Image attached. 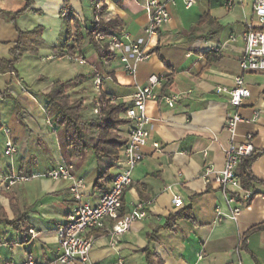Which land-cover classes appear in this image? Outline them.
Listing matches in <instances>:
<instances>
[{"label":"crops","instance_id":"0c3cea01","mask_svg":"<svg viewBox=\"0 0 264 264\" xmlns=\"http://www.w3.org/2000/svg\"><path fill=\"white\" fill-rule=\"evenodd\" d=\"M29 1L27 6L25 0H0V61L16 60L13 50L19 33L39 29L37 38L26 42L27 49H37L35 54L23 52L14 73L0 65V210L9 221L23 220L16 226L0 222V264H21L30 259L52 264L56 231L64 226L75 205L68 180L37 177L8 186L6 177L42 174L55 167L54 161H67L73 165L74 174L84 180L83 201L94 206L119 169L118 164L110 169L101 180L102 188H96L99 168L93 153L73 154L63 140L62 129L47 124L43 99L53 82L68 80L64 75L73 74L72 68L61 64L68 58L51 50L65 40V18L74 17L82 24L91 20L94 0ZM147 1L123 0L120 6L107 1L105 15L118 17L122 31L142 39L148 22ZM158 1L166 3L171 20L150 39L152 54L137 64L134 78L124 71L117 57L98 58L89 43L80 55L85 63L72 62L83 66L84 72L78 74L90 75L93 81L99 75V90L116 102L129 104L135 88L145 86L151 75L167 76L156 89L161 95H180L173 107L161 100L147 103L150 138L143 148V160L132 173V183L123 193L121 209L124 214L139 202H150L147 216L132 223L116 240L108 233L109 223L93 232L90 261L146 264L142 251L148 248L162 264H264V229H254L264 224V197L256 196L236 221L216 222L215 207L225 206L213 180L224 165L222 148L230 140L224 122L233 110L228 95L217 93L216 88H231L240 75L238 59L244 44L239 36L260 26L253 12L254 0H197L189 9L182 0ZM64 8L68 14L61 17ZM20 11L13 21L12 15ZM230 36L236 41H229ZM217 45L221 47L218 52L212 50ZM41 60L54 64L55 78L37 70ZM244 82L250 96L238 111L248 122L238 125L236 140L241 142L244 135H252L255 151L261 154L252 162L251 172L257 179L255 189L264 195V72L245 73ZM76 88L85 89L83 83ZM256 111L259 115L254 119ZM127 129L128 124L120 126L118 134L124 138ZM6 140L16 145L11 158L3 155ZM155 142L158 149L153 147ZM208 166L212 172L206 182ZM176 195L182 199V207H174ZM182 210L185 216L168 222Z\"/></svg>","mask_w":264,"mask_h":264},{"label":"built area","instance_id":"2783aa9c","mask_svg":"<svg viewBox=\"0 0 264 264\" xmlns=\"http://www.w3.org/2000/svg\"><path fill=\"white\" fill-rule=\"evenodd\" d=\"M97 1L95 7L98 9L101 2ZM170 2L174 3V0H170ZM196 2L197 0H182L185 9L193 7ZM105 3H107V0H105ZM145 10L148 15V22L144 29L145 38H134L122 30L111 33L108 36L99 34L96 37L101 48L114 54V57H117L123 66L124 71L133 78L136 74L137 64L147 60L152 54L148 47L150 39L157 37L160 29L171 20L166 3H161L158 0H148ZM253 12L260 26L258 28H249L239 36L244 44L243 51L238 59L240 75L234 78L231 88H216L217 93H226L228 95L229 104L233 108L232 111L227 113L224 122V129L230 135L228 145L222 148L224 165L221 170L215 173L213 178L223 196L225 206V209L220 206L215 207L216 222L222 220L236 221L242 210L248 207L256 196L264 197L259 192L243 189L237 174V168L242 159L251 156L255 152L250 133L244 135L243 141L238 142L236 140L238 125L248 122L238 111L244 101L250 96V91L244 82V74L264 72V0H254ZM67 14L68 10L64 8L61 12V17H66ZM95 19L96 21L98 20L97 17ZM229 41L235 42L236 37L230 36ZM220 48L217 45L212 50L218 52ZM67 58L80 64L85 63L82 56ZM166 80L167 76L165 75H151L145 86H137L135 88L131 102L124 112V118L129 123L124 137L125 143L119 151L117 162L119 169L113 175L109 187L100 194L96 205L92 206L88 202L83 201L81 190L85 187L84 180L74 174L73 165L67 161L59 163L42 174L6 177L8 186L18 182H28L37 177L71 182L69 190L75 205L67 214L64 226L56 231V256L52 264H96L91 263L89 258L93 246V232L104 229L109 223L108 233L112 239L116 240L128 231L132 223L141 221L147 216L150 202H139L128 212L121 214L122 197L124 191L132 183V173L143 160L145 156L143 148L149 142L151 119L147 115V103L161 100L167 106L173 107L180 98V95L176 93L161 95L157 92L156 89ZM94 84L96 89L100 88L101 77L99 75L94 80ZM110 100L114 101L113 99ZM93 113H99V106L93 108ZM258 115L259 112L256 111L253 118L255 119ZM47 124L51 125L50 119L47 120ZM4 132L8 133L9 130L4 129ZM153 147L158 149L160 146L155 142ZM15 152L16 145L11 140H6L3 155L11 158ZM211 172L212 168L206 167V182L210 181L208 176ZM172 201L175 208L183 205L182 199L177 195L173 196ZM21 264L38 263L30 259Z\"/></svg>","mask_w":264,"mask_h":264},{"label":"trees","instance_id":"16d2710c","mask_svg":"<svg viewBox=\"0 0 264 264\" xmlns=\"http://www.w3.org/2000/svg\"><path fill=\"white\" fill-rule=\"evenodd\" d=\"M25 1L28 6L30 1ZM99 1L101 3L97 9L95 4L98 1L94 0L93 18L86 21L84 24L74 17L65 18V40L61 46L51 47L52 53L60 54L66 57H79L83 48L82 29L84 27L87 34V43L92 46L98 58L110 59L114 57V54L110 51L101 48L100 43L96 40V37L99 34L108 36L111 33L119 32L123 23L116 16H111L105 19L104 14H106L107 11V4L105 3V0ZM107 1L112 2L117 6H120L123 2V0ZM27 6L25 10L28 9ZM20 13L21 11L14 13L12 15V20L14 21ZM96 17L98 18L97 21L95 19ZM19 34V42L13 50L16 60L13 62L0 61V65L3 66V70L6 69V71L10 73L15 72V63L23 52L29 51L35 54L37 51L34 47L27 49L26 42L28 40L36 39L39 35V29ZM89 78H91L90 75L78 74L68 80L53 82L50 91L43 95V99L46 103V115L50 119L53 127L62 129L63 140L66 146L71 149L73 154L75 156H79L82 152L87 150H90L93 153L99 168V175L96 180L95 187L102 188L101 180L109 174L110 169L117 165L119 151L125 143V139L117 133V130L120 126L129 123V121L123 116L130 103L112 102L110 99L113 98H107L106 95L98 89V97L94 98L91 104L94 106H92L93 108L99 106V113L94 114L92 111L93 117L91 116L85 118L83 116V110L85 108L83 101L78 99L71 102L68 89L72 86L82 84ZM41 79H43V77H41L40 80ZM169 82L170 80L168 83ZM262 152L264 153V150ZM260 154V152L255 151L251 156L244 157L237 168V174L240 179L241 186L245 190L257 192L254 186L257 183V179L251 172V165ZM184 212L185 211L182 210L174 216L169 217L167 219L168 222L181 216H185ZM25 214L26 213L24 211L21 217L24 218ZM18 221L23 220L21 218H17L13 221H9L0 210V222L10 226H16ZM254 229H264V224L258 225L254 227ZM142 252L145 254L146 264H162L157 256L151 253L148 248L143 249Z\"/></svg>","mask_w":264,"mask_h":264},{"label":"rangeland","instance_id":"374dc122","mask_svg":"<svg viewBox=\"0 0 264 264\" xmlns=\"http://www.w3.org/2000/svg\"><path fill=\"white\" fill-rule=\"evenodd\" d=\"M93 13V6L91 7V13L90 15ZM104 18L106 19L107 16L104 14ZM90 20V19H89ZM88 20V21H89ZM82 35H83V44L82 46H85L87 44V34L85 32V29L83 27L82 29ZM116 61V60H115ZM73 61H70L68 59H64L62 61L61 64L63 65H67L69 68H72L73 70V74H67V75H64L63 78H73L75 77L78 73H81V72H84V69H83V66L81 65H78L76 63H72ZM37 64V63H36ZM52 62H44V60H41L40 63L38 64V68L37 70L41 69V72L44 76L46 77H49L50 79L52 78H55L56 76L54 75L53 71L52 70ZM56 69V68H55ZM27 70H29L30 72H33L34 69H31V68H27ZM38 82H41V81H38ZM38 82L36 84H38ZM94 81L89 78L87 79L85 82H83V86H84V90H80L79 88H76L77 86H72L70 89H68V94L70 96V101L73 102V101H76L78 99H81L83 101V98H85L84 96H86V99H87V104L84 105V110H83V116L85 118H88V117H93V114H92V111H93V105L91 104L92 101L94 100V98L98 97V89H96L95 87V84L93 83ZM83 92H86L85 94H83L84 96L82 97H79L80 95H82ZM93 106V107H92ZM124 117V116H123ZM117 133H119V130H117ZM63 162V161H62ZM54 164L55 166H57L58 164L56 163V161H54ZM57 164V165H56Z\"/></svg>","mask_w":264,"mask_h":264}]
</instances>
